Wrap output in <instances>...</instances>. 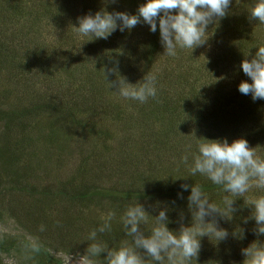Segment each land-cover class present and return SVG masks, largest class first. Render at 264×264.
I'll return each mask as SVG.
<instances>
[{
	"label": "trees",
	"instance_id": "obj_1",
	"mask_svg": "<svg viewBox=\"0 0 264 264\" xmlns=\"http://www.w3.org/2000/svg\"><path fill=\"white\" fill-rule=\"evenodd\" d=\"M255 2L232 0L227 16L214 19L205 30L204 47L178 48L176 56H168L160 43L159 28L152 33L143 22L123 32L117 29L107 40L90 39L77 30L79 17L96 12L136 15L146 0H119L115 4L109 0H0V73L5 67L23 71L16 94L0 85V193L18 191L20 196L46 202L43 205L61 200L82 212L90 210L92 215L82 214L83 221L89 220L83 226L88 227L85 244L90 250L99 246L100 253L109 256L129 248L142 264L147 260L169 264L166 254L158 262L136 247L135 237L124 225L125 213L129 207L144 208L146 219L139 231L148 238L159 226V212L166 211L165 226L179 236L182 229L199 226L187 201L191 187L199 185L210 204L223 209L224 201L231 199L236 211L217 217L228 238L199 237L200 253L188 264H251L252 257L245 255V250H264V236L254 234L258 226L253 203L264 198V188L257 187L256 178H251L254 190L245 197L252 201L244 203L242 195L225 191L205 176L192 175L189 169L198 154V143L206 139L230 144L245 138L264 160V100L253 101L238 91V85L248 80L241 63L264 47V24L250 18ZM45 23L56 35H51L55 38L47 52L46 42L37 43L39 35L32 36ZM125 48H132L130 62L123 60ZM117 62L123 71L113 73L110 69ZM31 63L41 64V70L47 67L46 72L41 76L39 70L30 68ZM148 77L154 78L155 98L141 103L120 95L121 86L138 88ZM46 116L51 120L46 121ZM108 120L111 126L105 123ZM43 140L47 152L37 148ZM74 148L80 150L81 161L73 175L63 181L53 177L56 165L59 170L67 164L57 160L52 165L48 160L60 158L65 151L73 157ZM184 154L188 155L187 164L181 162ZM28 156H33L35 168L31 163L22 164ZM106 173L111 183L99 184ZM181 184H188L189 191L174 206L171 201ZM5 198L0 212H12L15 207L4 203L9 202V197ZM103 206L109 213H104ZM46 208L44 212L49 214ZM26 214L33 215L30 210ZM62 217L49 230L66 245L75 221L63 222L64 214ZM244 219L250 223L245 225ZM201 227L206 229L207 223ZM50 241L24 239L25 257L36 258L39 264H63L53 253L59 247L53 245V238ZM18 244L16 238L0 234V254H10ZM79 250L93 256L85 247ZM0 264L5 263L0 259Z\"/></svg>",
	"mask_w": 264,
	"mask_h": 264
},
{
	"label": "clouds",
	"instance_id": "obj_2",
	"mask_svg": "<svg viewBox=\"0 0 264 264\" xmlns=\"http://www.w3.org/2000/svg\"><path fill=\"white\" fill-rule=\"evenodd\" d=\"M119 0H109L115 4ZM232 0H146L138 9L136 15L125 12H96L78 18V32L90 39L107 40L117 29L121 32L132 29L143 22L155 33L159 28L160 43L168 56H176L177 49L194 50L206 45L205 30L216 18H225ZM250 18L264 24V0H256L250 10ZM241 69L248 80L238 85V91L244 96H250L253 101L264 100V47H259L255 56L241 63ZM110 71H123L119 62ZM249 80L251 82H249ZM120 95L141 103L157 96L154 78H145L140 87L129 88L121 86ZM198 154L194 156L190 167L192 175L200 174L207 177L213 184L223 186L225 191L234 195L248 191L250 179L255 177L257 187L264 188V160L257 156L245 138L228 143L227 140H202L197 145ZM181 162L187 164L188 155L181 157ZM188 184H181L171 203L185 199L184 193L189 191ZM188 206L194 210L198 227L182 229L179 236L174 235L165 226L168 217L166 211H160L159 226L155 227L150 237L145 238L139 231V224L146 219L142 206L129 207L124 216V225L129 234L135 237L137 248L144 249L155 261L162 262L165 254L169 264H188L196 259L201 250V239L211 235L218 241L228 238V231L219 227L218 216H224L228 211L235 212L233 201L226 199L224 208L210 204L201 186L191 187L187 197ZM255 207L254 221L258 226L254 234L264 236V198L253 201ZM181 219L183 215L181 213ZM211 221V223H208ZM207 223V228L201 226ZM243 223H250L244 219ZM44 228L41 226V231ZM93 235H95L93 233ZM34 250H38L34 246ZM99 246H93L92 255L100 253ZM245 255H251V264H264V250H245ZM109 264H142L140 258L129 248H121L109 253Z\"/></svg>",
	"mask_w": 264,
	"mask_h": 264
},
{
	"label": "rangeland",
	"instance_id": "obj_3",
	"mask_svg": "<svg viewBox=\"0 0 264 264\" xmlns=\"http://www.w3.org/2000/svg\"><path fill=\"white\" fill-rule=\"evenodd\" d=\"M39 33L35 34L34 32L32 33V36H36L39 35V37L37 38V43H43L46 42V52L49 49H52V46L49 45V42H51L55 37L52 36H56L54 33H52V29H50V26L47 25L46 23L42 26L39 27ZM51 32V33H50ZM52 35V36H51ZM126 54L124 53L123 57H124V62L125 61H129L132 59V48L131 50H127V48H125ZM205 58H209L208 55L205 56ZM31 62H34L35 59L30 60ZM32 66H30V68L33 67V69L36 68L37 72L39 70L40 75L42 76V74H44L47 70V67H45L44 69L41 70V68L39 67L41 64L39 65H33L31 63ZM5 67V66H4ZM28 68V67H27ZM130 69V68H129ZM132 69V68H131ZM27 70V69H26ZM41 70V71H40ZM2 72L1 74V78H0V85L1 87H7V88H11L13 90V93L16 94L15 92L19 90V84L18 82L20 81V79L23 78V71L20 68H13V67H5L4 70H1ZM27 72V71H25ZM41 80L43 82H46L45 77L41 78ZM44 86V84H43ZM45 87H42V89ZM3 90V89H2ZM13 94V95H14ZM12 101V100H11ZM104 116V115H103ZM47 117V116H46ZM99 118V117H97ZM46 121H50L51 117H47L45 118ZM100 121V118H99ZM97 121V122H99ZM109 121V120H108ZM105 121V123L108 126H111L113 123L112 121ZM100 123V122H99ZM99 126H103L101 124H99ZM114 126H112L113 129ZM115 130V129H113ZM118 130V129H117ZM34 136V135H32ZM46 144L43 141H40V143L37 144V148H39L38 150L40 151L41 149L45 152H47L48 147H46ZM116 144V143H115ZM32 149V147H31ZM33 150H35V148H33ZM53 151L55 149H52ZM74 155L73 157L69 155V153L67 151H65L64 155H61L60 158H58L57 156L53 157L52 160H48L49 163H52V165H56V161L59 160L60 162L63 161L64 164H67L66 167H62L59 166V170L57 168L58 165H56V170L52 171V176L53 177H58L60 180H65L66 178L70 177L73 175L74 171L76 170V165L81 161V156L79 154L78 149L74 148ZM40 153V152H38ZM68 157H71L69 161ZM31 159V160H29ZM67 161V162H65ZM31 163L32 167L35 168V163H34V159L33 156L31 157H27L25 159H23V165H27ZM20 166V164H19ZM21 167V166H20ZM54 167V166H52ZM40 174L43 173V169L38 171ZM30 174H35L34 172H30ZM39 174H36V176ZM35 176V175H34ZM51 176V177H52ZM109 173H106V176L103 178L99 179V184H107V183H111L112 178L108 177ZM52 177V178H53ZM115 179H118V176H115ZM2 181V178L0 177V182ZM109 185V184H108ZM1 188V186H0ZM254 190V188L249 187L248 191L240 194L243 196L242 200H244V203H251L252 199L251 198H247L245 196H250V193H252V191ZM1 191V190H0ZM5 197H9V202H4V203H12V206L15 207V210L13 209L12 212L9 209H3L2 212H0V234H2L3 236H5L6 238H16L18 240V249L17 250H13L10 254H5L2 253L0 254V259L5 263V264H39V261L36 258H32V259H27L25 257L24 254V248L26 249L27 246H25V244H23L24 239L26 240H31L32 242L35 243H44V242H51L50 239L53 238V245L54 246H58L59 247V251L55 250L53 251V253L55 255H57V257H59L61 259V261L63 262V264H109L110 261V256H106L104 254L98 253L96 255H93L92 257L89 258L88 253L87 256H85L83 254V252L81 250H79L81 247H85L88 251L90 250L88 245L85 244L86 239H88V227L87 226H83V223L85 224L86 221V225L89 222V220H84L83 221V217L82 214L84 213L85 215L89 216L92 215L91 211H81L79 209H76L78 206H68L66 203H64L63 201L59 200L60 202H54V204H48V205H43V201H40L37 198H34L32 196H28V195H19L18 191H14L12 194L8 193H0V203L3 202ZM251 197H254L253 195ZM5 201L6 198H5ZM46 207H51L53 208L52 210L47 209ZM104 207L106 208L104 213L108 212L109 213V209L107 206H103L102 208L104 209ZM47 209L48 213L44 212V209ZM30 210L32 212V216H28L26 214V211ZM85 210V209H84ZM82 212V213H80ZM68 213V214H67ZM62 214V215H61ZM64 214V219L63 222L68 221V219L75 221V229L70 233L71 237L70 239L66 238L65 243L66 245H64L63 243H61V239L57 238L54 236V233H50L49 228H52V226L55 224L56 220L63 218ZM121 222V219L119 220ZM68 222L65 224L67 225ZM141 224V222H140ZM139 224V225H140ZM41 226H43L44 230L41 231ZM79 226H83L79 227ZM78 229V230H76ZM87 231H86V230ZM207 238V237H205ZM210 246L214 247L215 243L212 242L211 240H209L210 238H207ZM78 242V243H77ZM67 243H70V246H67ZM22 248V249H21ZM70 250L71 252H67V250ZM141 251H145L142 248H139ZM90 252V251H89ZM91 253V252H90ZM145 254V253H142ZM92 255V254H91ZM142 261V260H141ZM143 263V262H142ZM147 264H156L155 262H148V260L146 261ZM144 263V264H146Z\"/></svg>",
	"mask_w": 264,
	"mask_h": 264
}]
</instances>
